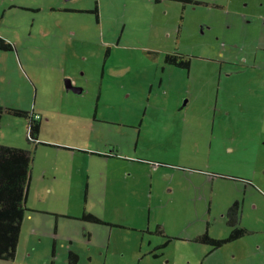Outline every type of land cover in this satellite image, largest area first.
Wrapping results in <instances>:
<instances>
[{"label":"rangeland","instance_id":"rangeland-1","mask_svg":"<svg viewBox=\"0 0 264 264\" xmlns=\"http://www.w3.org/2000/svg\"><path fill=\"white\" fill-rule=\"evenodd\" d=\"M202 1L0 0V35L18 54L15 61L14 52L0 51V106L35 109L39 142L52 145L33 150L26 208L36 219L26 217L14 260L0 264H69L61 254L66 233L88 256L81 264H151L132 256L148 251L147 220L161 233L151 241L170 239L166 250L177 251L190 230L226 238L222 211L233 199L247 233L216 250L186 240L180 264H264V0ZM172 51L191 60L188 70H164ZM70 77L89 92L75 116L64 108ZM177 106L186 114L172 111ZM0 126V145L29 146L27 119L3 113ZM88 148L104 159L80 152ZM158 161L173 166L157 168ZM81 163L94 172L89 192L84 173L72 169ZM136 172L154 174L151 207L134 202L144 194L123 188ZM67 207L104 224L42 213Z\"/></svg>","mask_w":264,"mask_h":264},{"label":"trees","instance_id":"trees-1","mask_svg":"<svg viewBox=\"0 0 264 264\" xmlns=\"http://www.w3.org/2000/svg\"><path fill=\"white\" fill-rule=\"evenodd\" d=\"M14 50L15 47L13 44L7 42V40L0 36V51L11 52ZM164 59L166 64L174 65L181 69H187V64L189 62L181 57H177V55H165ZM3 113L14 115L15 117H22L28 120V133L26 140L29 145L25 148L0 145V260L7 261L14 260L15 258V251L18 247L19 237L21 236L22 223L25 221L26 217L28 218L26 202L29 191L31 165L34 160L33 150L40 144L47 147H52V145L39 142V133L42 128V115L36 110L32 109L31 111H26L15 110L14 108L2 109L0 106V118ZM60 148L73 150L68 147ZM155 167L160 168L158 165ZM240 213L241 203L240 201L235 200L224 214L225 224L229 229V233L226 238H213L209 236L206 231L194 238L191 242L209 246L213 248V250H216L219 247L221 248L223 244L227 242L236 241L242 238L247 233V230L240 226ZM147 216L149 217V213ZM80 219L93 224H103L99 217L87 214V212H83ZM149 222L150 221L147 220L146 226L149 225ZM118 227L123 229L126 228L124 226ZM133 229L143 232V228L136 229L133 227ZM147 232L150 235H156V233L161 235L158 230V226L154 232L150 231V229H147ZM169 241L170 239L164 244H158V246L155 245V250L159 252L157 254H152L151 256L156 258L157 256L159 257L162 255ZM67 258L70 264L78 263L77 255L72 252H68ZM159 263L163 264L161 262H157V264Z\"/></svg>","mask_w":264,"mask_h":264},{"label":"crops","instance_id":"crops-1","mask_svg":"<svg viewBox=\"0 0 264 264\" xmlns=\"http://www.w3.org/2000/svg\"><path fill=\"white\" fill-rule=\"evenodd\" d=\"M202 0H198V2H201ZM203 2V1H202ZM16 6H18V8H20L21 10H23V11H27L30 7H28V6H22V5H19V4H11L10 5V8H15ZM65 11H67V10H65ZM80 12V10H78V8L77 9H74V10H71V12H73V13H75V12ZM0 36H2L4 39H7L6 37H4L2 34L0 35ZM9 40H7V42H8ZM11 44H13V43H11ZM16 47V46H15ZM17 49L15 48V50L14 51H11V52H14V54L12 55V56H10V58H12V59H14L15 61H16V56H17V59H18V54H17V52H15ZM2 52V51H1ZM11 52H2L3 54H6V57L7 56H9V53H11ZM14 61V62H15ZM5 63L3 62H1L0 61V69L3 71L4 69H5ZM175 68H172V67H169V66H166V65H164V70H174ZM71 78V77H70ZM71 80L73 81L72 83L73 84H75V79H73V78H71ZM162 81H160L159 82V84H158V86L156 87L157 89H160V87L162 86ZM76 85V84H75ZM64 87H65V85H64ZM66 88V87H65ZM64 88V89H65ZM178 90H179V93H182V92H187L188 90H190V88L189 89H186V90H180V88H177ZM200 90V89H199ZM65 91L68 93V94H66V93H64V98L65 99H67L68 101V103L64 106V108L65 109H67V113L66 114H68V113H71L72 115H79V112H77V110H79L81 107L80 106H78V104H80L81 103V100H82V97L84 96V95H88V90H86V89H84V88H79V89H77V91H70V90H68V89H65ZM201 91V90H200ZM175 92H177V90H175ZM175 92H173V94L175 93ZM69 93H74L72 96L71 95H69ZM171 96V95H170ZM67 105H69V107L67 106ZM35 110V109H34ZM172 111H174V112H176V113H179L180 115L181 114H186L185 112H183L182 111V109H181V107L180 106H177V107H174L173 109H172ZM93 117H94V119L96 120V118H97V115L95 114V115H93ZM0 124H1V118H0ZM139 127H140V130H141V133H142V127H143V123L142 122H140L139 124ZM173 127V129H175V128H178V127H174V126H172ZM0 128H2L1 126H0ZM42 129H43V121H42V128H41V131H42ZM140 135V134H139ZM138 135V136H139ZM141 136V135H140ZM138 143V142H137ZM1 145H6V144H1ZM7 146H14V145H7ZM15 147V146H14ZM25 148V147H24ZM69 148V147H68ZM73 149V148H72ZM74 150V149H73ZM72 150V151H73ZM137 150H138V147H134L133 148V153H134V155H132V157L133 158H135L136 156V154H138L137 153ZM75 151V150H74ZM80 151V150H79ZM100 151L101 150H99L98 148L97 149H93V148H88V149H86V150H81L80 152H83V153H85V154H88V155H94V156H97V155H102L101 153H100ZM114 152V154H115V152H117V151H113ZM153 154V153H152ZM117 155L115 154V157H116ZM97 157H102V156H97ZM103 158V157H102ZM104 159V158H103ZM107 161H113V160H111V159H108ZM82 164L83 163H81V167H80V169H77V168H75V167H73L72 166V169L73 170H77V171H82L83 173H84V184H85V182H86V189H87V191L89 192V189H90V186L93 184V181L91 180V178H92V173H94V172H91V170H88V169H84L83 168V166H82ZM168 165L167 166H173L171 163H167ZM165 167V166H164ZM163 166H161L160 168H164ZM165 169H169L168 167H166V168H164V170ZM173 170V169H172ZM71 172H75V171H71ZM113 172H120V171H118V169L117 168H114V170H113ZM113 172H110V173H113ZM85 174H87V178L85 179ZM127 175H130V174H127ZM76 176V174L74 173V175H72V178H74ZM153 176H154V174L153 175H151L150 177H147V176H144V174H141V173H137L136 172V175H135V177L133 178V180L130 182V184L128 185L125 181L123 182L122 181V183H124V185H123V188H125V189H128V190H132V191H135L137 194H144L143 196H144V198H141V199H137V200H135L134 199V202L135 203H139V204H142L141 202H142V200H143V202H144V205H146V199L148 200V204L146 205V207L147 206H152V200H153V198L150 196L151 195V193L153 194V181H154V178H153ZM162 177H165V175H162ZM71 178V179H72ZM174 179H176L175 177H170V179H169V181H167V183L168 182H173L174 181ZM139 180H141V181H143V184L142 185H139L138 184V181ZM95 183V182H94ZM158 184V186H159V188L160 189H162V185L160 184V183H157ZM165 190L168 192V193H172V191L174 190V188L173 187H165ZM142 191V192H141ZM233 200H235V199H233ZM230 204V203H229ZM229 204L225 207V209L222 211L223 213L225 212V210L228 208V206H229ZM80 206V205H79ZM211 206H212V204H211V202H209V207H210V210H211ZM70 207V206H69ZM69 207H67V208H65L64 209V213H61V212H57V211H50L49 213H48V211H42V210H38V211H42V213L44 214L43 216H51V215H57V216H60V217H64V218H68V219H71V220H80V219H78L80 216H82V215H80V212L81 211H72ZM81 207V206H80ZM84 212H87V210L86 209H84ZM32 213V214H31ZM31 213H30V215L28 216V219H30V221H32L33 219H36L35 218V216H34V214L36 213V212H34V211H31ZM222 213V214H223ZM83 214V213H82ZM87 214H92V213H87ZM93 215V214H92ZM38 220H40V219H38ZM37 220V221H38ZM72 221V222H73ZM80 221H82V220H80ZM85 222V221H84ZM141 224H144L145 222H140ZM147 223V222H146ZM104 224V223H103ZM150 225H151V223L149 222V225H147V227H148V229H151V227H150ZM197 230H190L189 232H185L183 235H181L180 236V239L178 240V241H180V242H182V247L181 248H179V250H177V251H175V250H170V251H167L166 249L163 251V253H162V255H160L158 258L156 257V258H153L151 255L152 254H157L159 251H157V250H155V248H154V244L156 245V246H158V244L159 245H161L162 243H160L159 241H154V242H152L151 240L153 239H157V238H155L154 237V235H151V237H149L150 239V241L149 240H147V248H148V251L147 252H144L143 254H142V252L143 251H141L142 250V248H143V246L141 247V248H138V250H136L135 252L133 251L132 252V256H134V255H137V254H140V256L139 257H145V258H148L149 260H150V263L151 264H157V262H161V263H163V264H180L181 263V261H182V259L183 258H186V257H188V252H189V250H190V248H189V245H188V243L186 242V240H188V241H193V239L194 238H196L197 236H199V235H197ZM149 234V233H148ZM208 234H210V230L208 229ZM201 235V234H200ZM65 236H67V238H69V240L67 239V243L66 244H64L65 245V247L67 246V249L64 251V252H62L61 254H65V255H67L68 256V252H72V253H74V254H76L77 255V257H78V263L77 264H81V262H82V259H83V256H85V258L86 257H88V256H86V254H85V251L84 252H81L78 248H81V244H76V243H74L73 242V240H70L71 239V236H69V234H65ZM130 240H132V239H130ZM151 244H152V248H151ZM202 245V244H201ZM184 246V247H183ZM168 247V246H167ZM166 247V248H167ZM110 245L106 248V251L103 253L104 255H106V254H108V253H110ZM154 248V249H153ZM191 249H192V247H191ZM169 254H172V256H171V258L170 259H167L166 258V256H168ZM53 255H54V253H53ZM197 255V251L194 253V257ZM55 257V256H54ZM180 257V258H179ZM56 258V257H55ZM173 259V260H172ZM156 260V261H155ZM167 260V261H166ZM166 261V262H165ZM91 260L89 259V263H87V264H91ZM70 264V263H69Z\"/></svg>","mask_w":264,"mask_h":264},{"label":"flooded vegetation","instance_id":"flooded-vegetation-1","mask_svg":"<svg viewBox=\"0 0 264 264\" xmlns=\"http://www.w3.org/2000/svg\"><path fill=\"white\" fill-rule=\"evenodd\" d=\"M156 2L154 3V4H159L160 2H162V1H164V0H155ZM168 1H171V2H177V1H180V2H183V3H185V2H187V3H190V2H198V0H168ZM261 3L259 4V7L260 8H262V10H264V4L262 3V1H260ZM198 3H200V2H198ZM217 7V6H216ZM31 10H32V8H30ZM80 12H82L81 10H80ZM94 14L96 13V15H97V10H96V8L94 9V11H92ZM254 13L252 12V15H253ZM257 15H259V14H257ZM258 17H260V18H262L263 17V14H260ZM14 46V45H13ZM165 55H177V57H181V58H183V59H185V60H188L189 62H188V64H187V69H181V68H178V67H176V66H174V65H170V64H166L165 63V59H164V64L166 65V66H169V67H172V68H175V69H181V70H188L189 68H190V62H191V60L190 59H186L181 53H177V51H172V52H165V54H164V56ZM66 81H68V85H66V82L64 81V83H65V87L66 86H68V87H70L71 89H68V90H70V91H72L73 92V90L72 89H76L75 91H77V89H79V88H76V86H75V84H73L72 82V80H71V78L70 79H66ZM66 89V88H65ZM182 109V108H181ZM183 110V109H182ZM184 112V111H183ZM186 113V112H185ZM138 128H139V134H142L141 133V130H140V127H139V125H138ZM139 138H140V135H139ZM139 138H138V140H137V142L139 141ZM144 138H146V137H144ZM137 144V146H138V143H136ZM136 146V147H137ZM142 161H146V160H142ZM149 161H152V160H149ZM153 162V161H152ZM157 164L156 165H158L159 167H161V166H164V164H166L165 162H163V161H158V162H156ZM168 165V164H167ZM251 184V183H250ZM249 184V185H250ZM233 201H235V200H233ZM236 201H239V200H236ZM233 203V202H232ZM232 203H230L229 204V206L232 204ZM241 203V202H240ZM228 206V207H229ZM228 209V208H227ZM227 209L225 210V212L223 213V217L225 218V216H224V214L226 213V211H227ZM241 226V225H240Z\"/></svg>","mask_w":264,"mask_h":264},{"label":"water","instance_id":"water-1","mask_svg":"<svg viewBox=\"0 0 264 264\" xmlns=\"http://www.w3.org/2000/svg\"><path fill=\"white\" fill-rule=\"evenodd\" d=\"M65 82H66V85H68L69 83H68V81H66L65 80ZM66 89H71L70 87H68V86H66ZM73 91H75L76 89H72Z\"/></svg>","mask_w":264,"mask_h":264}]
</instances>
